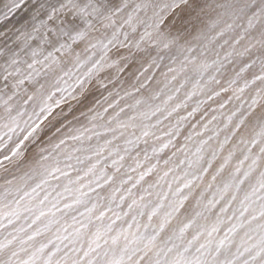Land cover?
Returning <instances> with one entry per match:
<instances>
[{"label":"snow or ice","instance_id":"obj_1","mask_svg":"<svg viewBox=\"0 0 264 264\" xmlns=\"http://www.w3.org/2000/svg\"><path fill=\"white\" fill-rule=\"evenodd\" d=\"M0 264H264V0H0Z\"/></svg>","mask_w":264,"mask_h":264},{"label":"bare ground","instance_id":"obj_2","mask_svg":"<svg viewBox=\"0 0 264 264\" xmlns=\"http://www.w3.org/2000/svg\"><path fill=\"white\" fill-rule=\"evenodd\" d=\"M209 2H210V0H209Z\"/></svg>","mask_w":264,"mask_h":264}]
</instances>
